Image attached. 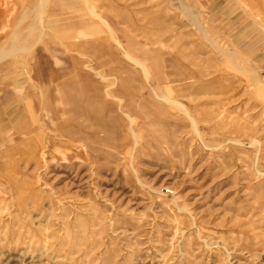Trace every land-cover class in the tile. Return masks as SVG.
Wrapping results in <instances>:
<instances>
[{
    "label": "rangeland",
    "instance_id": "374dc122",
    "mask_svg": "<svg viewBox=\"0 0 264 264\" xmlns=\"http://www.w3.org/2000/svg\"><path fill=\"white\" fill-rule=\"evenodd\" d=\"M56 1L60 116L0 147V264H264V0Z\"/></svg>",
    "mask_w": 264,
    "mask_h": 264
},
{
    "label": "crops",
    "instance_id": "0c3cea01",
    "mask_svg": "<svg viewBox=\"0 0 264 264\" xmlns=\"http://www.w3.org/2000/svg\"><path fill=\"white\" fill-rule=\"evenodd\" d=\"M55 1L0 0V51L13 45L23 48L0 57V147H5V139L11 137L13 130L20 137H28V122L36 120L34 114L41 104L46 106V121L58 120L60 116V101L50 103L48 98L55 92L53 98L60 96L61 66L55 60L59 61L61 55L60 43L56 42L61 30L52 27L50 38L34 27L41 22L44 25L46 19L54 26L60 24L55 19H60L61 5ZM51 110L54 111L50 113ZM4 151L5 148L0 149V153Z\"/></svg>",
    "mask_w": 264,
    "mask_h": 264
}]
</instances>
